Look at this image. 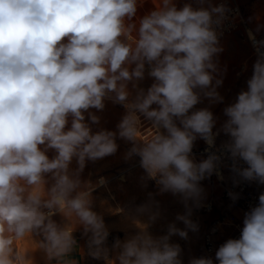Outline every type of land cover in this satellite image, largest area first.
<instances>
[{
    "label": "clouds",
    "instance_id": "obj_1",
    "mask_svg": "<svg viewBox=\"0 0 264 264\" xmlns=\"http://www.w3.org/2000/svg\"><path fill=\"white\" fill-rule=\"evenodd\" d=\"M154 4L134 21L138 0H0V264H33L28 250L17 247L33 234L42 236L35 247L49 261L74 264L65 257L76 244L77 224L91 233L90 255L107 258L109 232L92 210L94 186L80 179L86 161L117 151V133L92 128L100 118L90 109L102 111L106 99L127 109L118 124L119 137L132 142L126 159L139 156L160 192L178 195L186 209L176 216L184 228L173 222L165 235L153 237L142 226L125 241L117 239L118 264H183L171 237L187 239L189 231H198L189 202L199 206L202 180L214 172L223 178L216 152L199 162L192 156L197 138L213 147L223 132L234 183L264 185V40L250 34L257 58L247 90L224 109L227 119L214 132L213 112L194 106L202 98L223 100L214 57L222 51L217 29L227 9L210 0H198V7L178 8L174 0ZM146 65L154 82L130 99L128 84L135 88L144 79ZM137 113L154 131L140 134ZM49 149L55 151L51 159ZM103 183L101 178L98 185ZM140 211L150 222L159 216L147 205ZM57 213L70 223L59 225ZM215 261L264 264V193L245 213L240 238L223 243ZM189 264L214 260L192 258Z\"/></svg>",
    "mask_w": 264,
    "mask_h": 264
},
{
    "label": "rangeland",
    "instance_id": "obj_2",
    "mask_svg": "<svg viewBox=\"0 0 264 264\" xmlns=\"http://www.w3.org/2000/svg\"><path fill=\"white\" fill-rule=\"evenodd\" d=\"M239 2L254 32L263 35L264 0H239ZM219 47L222 51L214 57V60L218 62L219 71L214 75L216 79L222 80L217 91L223 100L212 103L208 98H202L201 102L194 106L196 109L208 108L213 112L216 118L214 132H218L227 119L224 115V109L236 102L238 94L242 90H247V80L252 75L253 64L257 58L253 55L248 42L243 40L239 33L226 36L219 42ZM90 111L93 112L92 109ZM102 113H105L106 119H100L99 125H92L93 131L105 129L117 133L115 138L118 146L117 151L94 162L86 161L80 179L82 182L94 186L91 193L92 210L102 216L108 229L109 235L104 244V247L108 249V255L107 258H94L90 255L88 247L85 257L79 264H109V261L118 264L116 255L119 250L113 248L116 240L125 241L141 231L142 226L153 237L165 235L168 224L173 222L178 227L184 228L182 222L176 221L178 214L183 215L186 212L180 197L171 192L161 193L159 187L147 177L145 170L141 167L139 156L126 159L132 142L119 137L118 124L127 114V109L124 106L117 107L107 102ZM137 115L140 118L139 132L141 135H147L150 131H154L151 121L140 113ZM85 120L89 122L87 113ZM227 139L228 137L223 132H219L216 138L218 142H225ZM202 142L203 139L200 138L195 141L197 144H202ZM47 155L51 159L55 156V151L49 149ZM70 167L73 169L77 167L75 160ZM101 178L104 179L105 183L98 185ZM200 185L204 189L201 201H212L214 209L211 212H204L189 202L192 210L191 219L198 224V231H189L187 239L174 235L170 241L180 245L183 264H189V260L192 258L206 257L204 237L213 222L222 216H234L237 222L243 218V214L232 210L228 202L222 197L220 185L213 181ZM145 205L149 207L150 211L159 212V216L154 222L149 221L148 212L140 211L141 207ZM53 218L58 219L59 224L67 221L59 213L55 214ZM90 235L91 233H84L82 225L74 226V239L83 236L84 239L89 240ZM240 236L241 231L236 226L227 225L223 226L217 238L221 241H227L228 239H239ZM39 241H41L40 236L33 234L31 239L17 241V247L21 250H28L27 254L32 259L33 264H47L45 252L35 247Z\"/></svg>",
    "mask_w": 264,
    "mask_h": 264
},
{
    "label": "built area",
    "instance_id": "obj_3",
    "mask_svg": "<svg viewBox=\"0 0 264 264\" xmlns=\"http://www.w3.org/2000/svg\"><path fill=\"white\" fill-rule=\"evenodd\" d=\"M221 4L225 6L227 12L225 13L226 18L222 25L217 29L219 33V42L230 34L239 33L243 40L248 42L253 51V55L256 56V50L253 46L250 34L251 36H254L257 41L264 40V34L258 35L254 32L239 0H217L213 5L219 6ZM161 131L163 132L164 130L161 129ZM223 144L224 142H218L215 139V145L209 147V145L203 140L202 144L194 142L192 149V156L196 162L206 159L212 152H216L221 156V162L218 165L217 171L223 178L221 179L220 176L214 172L210 177L202 180L200 184L211 181L218 183L222 188V197L228 202L232 210L239 211L243 214V218L239 222H237V219L234 216H222L219 220L213 222L207 231L204 237L205 253L206 257L213 258L214 264H218V262L215 261V253L223 244V242L217 240V235L220 233L223 226L234 225L238 230L242 231L245 213L258 204L259 195L264 193V185H260L255 181L247 182L240 180L239 183H234V174L230 170L232 161L224 151L222 147ZM236 179L238 180L239 178ZM150 180L157 185L155 180ZM230 193L233 195H230ZM196 208L204 212H211L214 209V204L212 201H200L199 206H196Z\"/></svg>",
    "mask_w": 264,
    "mask_h": 264
},
{
    "label": "crops",
    "instance_id": "obj_4",
    "mask_svg": "<svg viewBox=\"0 0 264 264\" xmlns=\"http://www.w3.org/2000/svg\"><path fill=\"white\" fill-rule=\"evenodd\" d=\"M217 0H210V2L212 4H214ZM174 3L176 4V6L178 8L183 7L184 4L186 3H190L193 5V7H198V0H174ZM155 4H154V0H138V8H137V15L134 18V21H138L139 18L143 17L144 15L148 14L149 12H151L152 10L155 9ZM153 78H151L150 76H148V66L146 65L145 67V76L143 80L137 81L136 83V87H133V84L130 82L128 84V90L130 92V99L134 98V96L136 95V92L138 91V89H144L145 91L152 85L153 83ZM112 103L113 105H116L117 107H122L123 105L118 104V103H113L111 100H105V106L106 103ZM153 107H155V105H153ZM93 113L96 114L100 119H106L105 113H102V111H98L96 109H92ZM53 220H55L58 224V219L53 218ZM70 221H66L64 223H60L59 225L64 226L66 224H69ZM74 233V230H73ZM40 236V235H39ZM41 240H42V236H40ZM76 244L72 250V252L70 254H68L67 257H65V259L69 260V261H73L74 264H79L83 258L85 257L86 251L88 249V240L84 239L83 236L81 237H77L76 239ZM217 240L219 242H226V241H221L219 238H217ZM47 264H58V262L53 259L51 261L48 260L47 258Z\"/></svg>",
    "mask_w": 264,
    "mask_h": 264
},
{
    "label": "bare ground",
    "instance_id": "obj_5",
    "mask_svg": "<svg viewBox=\"0 0 264 264\" xmlns=\"http://www.w3.org/2000/svg\"><path fill=\"white\" fill-rule=\"evenodd\" d=\"M216 138H217V136H216ZM218 184V183H217ZM219 185V184H218Z\"/></svg>",
    "mask_w": 264,
    "mask_h": 264
}]
</instances>
